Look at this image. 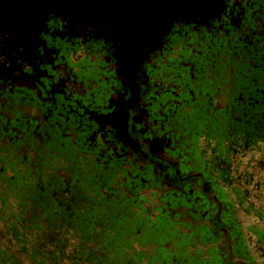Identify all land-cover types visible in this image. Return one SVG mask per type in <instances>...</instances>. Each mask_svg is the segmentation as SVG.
Masks as SVG:
<instances>
[{"label": "flooded vegetation", "instance_id": "obj_1", "mask_svg": "<svg viewBox=\"0 0 264 264\" xmlns=\"http://www.w3.org/2000/svg\"><path fill=\"white\" fill-rule=\"evenodd\" d=\"M10 1L0 199L76 264H264V0Z\"/></svg>", "mask_w": 264, "mask_h": 264}, {"label": "trees", "instance_id": "obj_2", "mask_svg": "<svg viewBox=\"0 0 264 264\" xmlns=\"http://www.w3.org/2000/svg\"><path fill=\"white\" fill-rule=\"evenodd\" d=\"M32 200L19 199V209L0 199V264H76L79 252L64 251L61 244L66 241L61 235L49 236L39 227L45 209L40 215L26 212L27 203L33 207ZM50 224L57 231V223L51 220Z\"/></svg>", "mask_w": 264, "mask_h": 264}, {"label": "water", "instance_id": "obj_3", "mask_svg": "<svg viewBox=\"0 0 264 264\" xmlns=\"http://www.w3.org/2000/svg\"><path fill=\"white\" fill-rule=\"evenodd\" d=\"M15 1V0H14ZM17 1V7L20 9L19 12H17L14 16V19L15 18H18V19H27L29 20V17L30 15H28L27 13H25L24 11H22L21 9H25V10H28L27 12L29 13V8L31 7V5H34L36 8V12H42V9L45 8L46 6H51V7H54L55 3H59L58 1L56 0H16ZM115 1L116 5L118 6L119 9H123L124 12L127 11V7L126 6H138L137 3H138V0H71V2H68L66 3V6L67 4L70 6L68 7V10H72L74 11L75 10V7L79 8V6H85V7H89L91 10L93 8H96L95 6L98 5V7L100 8H106V7H109L110 5H112L111 2ZM150 1V2H149ZM148 2H146V5H145V13L147 11V8H152L153 9V6H155L154 4L157 3L158 0H149ZM1 2V7H0V13H3V12H6L8 9L7 7L9 6V4L11 3L10 0H0ZM54 2V3H53ZM155 2V3H154ZM159 2V1H158ZM164 3H160V4H157L158 5H166V4H173L175 1L174 0H168L167 2L165 1H162ZM171 2V3H169ZM180 2V6L182 5H185V3H182L181 1ZM136 3V4H135ZM142 2H140L139 4H141ZM58 5V4H57ZM77 5V6H76ZM114 5V4H113ZM7 6V7H6ZM11 7V6H10ZM74 7V9H72ZM84 7V8H85ZM99 8V9H100ZM132 8V7H131ZM11 9V8H10ZM81 9V8H80ZM115 9V8H114ZM41 10V11H40ZM67 10V11H68ZM78 10V9H77ZM89 10V9H88ZM105 10V9H103ZM109 10V9H108ZM154 10H157L156 8H154ZM106 11V10H105ZM77 12V11H76ZM157 13V11H155ZM105 15H108L109 13H111V11L109 13H105L103 12ZM25 14H27L28 16H25L23 17ZM178 16H181V15H178ZM13 16H9L8 19L12 18ZM105 18H107V16H104ZM123 17V16H122ZM149 18V17H148ZM127 19H125L126 21ZM131 20V19H130ZM133 20V19H132ZM138 20V19H137ZM9 22V20H7ZM136 21V20H134ZM7 23H4V24H1L0 28H1V31L3 30V33L5 32L4 30L6 29L7 27Z\"/></svg>", "mask_w": 264, "mask_h": 264}]
</instances>
